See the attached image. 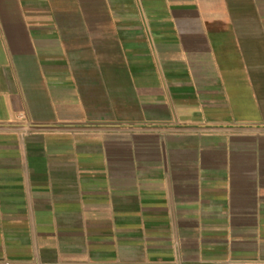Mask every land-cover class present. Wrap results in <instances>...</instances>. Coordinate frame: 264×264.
<instances>
[{"label": "crops", "instance_id": "0c3cea01", "mask_svg": "<svg viewBox=\"0 0 264 264\" xmlns=\"http://www.w3.org/2000/svg\"><path fill=\"white\" fill-rule=\"evenodd\" d=\"M0 264H264V0H0Z\"/></svg>", "mask_w": 264, "mask_h": 264}]
</instances>
